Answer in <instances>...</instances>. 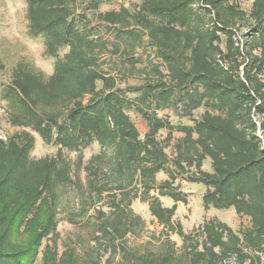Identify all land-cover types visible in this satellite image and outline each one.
Here are the masks:
<instances>
[{"label": "trees", "instance_id": "trees-1", "mask_svg": "<svg viewBox=\"0 0 264 264\" xmlns=\"http://www.w3.org/2000/svg\"><path fill=\"white\" fill-rule=\"evenodd\" d=\"M107 1L25 0L28 36H42L55 59L48 75L18 62L2 89L7 121L20 131L0 138V264H35L38 253L36 264H264V0L248 9L241 0H135L99 10ZM34 134L54 154L31 156ZM181 180L204 185V210L231 208L249 225L236 231L204 216L185 232L175 219L187 203ZM68 186L76 212L63 203ZM136 199L181 238L180 250L168 237L158 250L125 247L145 224ZM85 217L87 239L59 252L58 223Z\"/></svg>", "mask_w": 264, "mask_h": 264}, {"label": "rangeland", "instance_id": "rangeland-1", "mask_svg": "<svg viewBox=\"0 0 264 264\" xmlns=\"http://www.w3.org/2000/svg\"><path fill=\"white\" fill-rule=\"evenodd\" d=\"M135 0H108L101 4L99 10L106 9H118L121 5L129 7ZM251 0H241L240 5L244 9H248ZM93 24H95L93 22ZM245 28L240 31L243 33ZM241 33V34H242ZM104 37H107L104 32ZM242 40V39H241ZM240 43H243L242 41ZM140 52V50H137ZM62 53V52H61ZM145 56V55H143ZM100 60L104 61L102 67L104 69H110L109 63L111 56L108 53H102ZM54 57L46 56L44 54V38L42 36L30 37L27 34V19H26V2L25 0H0V133L3 136L20 131V128L10 125L7 121V108L6 101L1 97L2 89L6 86L10 80V75L14 66L20 62H26L33 66L36 70L44 72L46 75L50 74L53 69ZM108 61V62H107ZM115 72V71H113ZM120 78V74L118 75ZM129 82L137 81L136 76L127 77ZM202 109L196 110L194 114H198ZM160 115L168 114L171 120H175L176 116L172 110H163L159 112ZM135 124L143 136L146 131V125L137 116H134ZM165 131H159V138L165 136ZM35 135L34 147L31 150L30 155L33 157H41L44 155L54 154L55 147L51 144L44 143L41 138ZM177 131L173 132V138L179 136ZM96 146L93 145L90 148L83 150L84 159L89 156L93 151H96ZM170 147H167V151ZM68 156L71 159L75 158L74 152H69ZM81 178L84 173L79 172ZM161 174L158 178H162ZM181 189L187 193V203H178L175 211V219L179 221L185 232H191L199 223L203 220L204 216L216 217L221 221L227 223L232 229L238 230L242 227L249 225V219L246 216H239L231 208L228 209H215L210 208L204 210L202 207V192L203 184H190L183 180L180 181ZM63 203L68 210L76 212L79 210L80 202L79 198L72 187H67L63 195ZM165 203V200L163 201ZM170 201H167V205H171ZM134 212L139 213L145 220V224L135 235H131L125 238V247L135 252H145L146 250H158L163 242L166 241V237L170 238L175 248L180 250L182 244L181 238L177 234H167L161 229V226L157 225L155 221L151 219V216L146 212V205L139 200H134L131 204ZM106 208V207H105ZM93 210L89 211V215L93 213ZM87 217H85L80 224H71L62 220L57 225V249L60 252L64 245L70 242H83L89 236L88 230L90 227L86 223ZM44 244H52V237L44 239L40 249ZM40 254L35 255V264L40 261ZM107 254L104 255V257ZM264 258V255H263Z\"/></svg>", "mask_w": 264, "mask_h": 264}, {"label": "built area", "instance_id": "built-area-1", "mask_svg": "<svg viewBox=\"0 0 264 264\" xmlns=\"http://www.w3.org/2000/svg\"><path fill=\"white\" fill-rule=\"evenodd\" d=\"M240 40H241V39H240ZM0 138H3V139H4V138H5V136H3V135L0 133Z\"/></svg>", "mask_w": 264, "mask_h": 264}]
</instances>
